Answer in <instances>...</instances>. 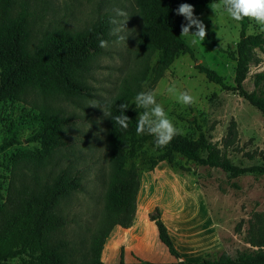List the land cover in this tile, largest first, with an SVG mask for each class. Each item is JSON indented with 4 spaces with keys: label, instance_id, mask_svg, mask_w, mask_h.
I'll return each instance as SVG.
<instances>
[{
    "label": "rangeland",
    "instance_id": "obj_1",
    "mask_svg": "<svg viewBox=\"0 0 264 264\" xmlns=\"http://www.w3.org/2000/svg\"><path fill=\"white\" fill-rule=\"evenodd\" d=\"M28 1L38 12L36 30L40 35L56 28L84 31L106 17L113 38L105 40L109 46L101 48L94 57L95 68L85 79L91 88L90 96L45 97L30 90L20 100L0 101V145L14 140L12 146L0 153V209L11 187L51 182L61 170L68 175L79 171L81 189L60 197L58 213L68 220L62 232L68 242L64 250L68 264H92V238L110 204L106 196L112 170L109 138L115 122L105 116L103 109L110 113V105L124 81L142 70L145 57L138 46L144 21L140 0ZM213 2L193 5L194 14L216 32L220 45L235 48L241 26L222 10L214 12L210 6ZM117 10L127 15H117ZM190 31H196L195 27ZM247 34H262L264 38V31L253 20ZM120 36L126 40H120ZM190 46L198 61L189 54H181L158 80L151 69L142 83V92L156 93L157 102L182 131L175 137L180 143L197 140L203 132L233 163L242 167L264 165L263 114L238 91L211 82L197 68L202 63L223 76L226 86H234L236 61L216 49L207 37L202 44ZM159 56L156 52L150 58L151 68L157 65ZM259 73L264 74V44L252 50V63L244 81L248 92L255 89ZM172 85L188 92L195 102L189 106L178 103L167 92ZM92 103L99 106H88ZM43 109L70 117L71 121L65 130L67 144L40 162L38 151L42 144L31 141V137L43 124ZM131 109L138 115L144 111L137 109L134 101ZM152 140L149 137L129 153L128 165L134 163L139 170L140 202L153 193L151 204L142 205L137 197L135 217H143L148 205L162 204L163 220L184 261L198 262L206 256L222 254L235 257L241 251L254 249L247 241L264 228V176L246 173L233 177L221 168L202 165L180 154H175L172 162L162 161L151 169V158L160 154ZM147 232L150 236L151 231ZM157 240L166 252L165 256L157 250L161 263L176 262ZM138 252L141 258L148 257L144 249ZM23 258L2 264H23Z\"/></svg>",
    "mask_w": 264,
    "mask_h": 264
},
{
    "label": "trees",
    "instance_id": "obj_2",
    "mask_svg": "<svg viewBox=\"0 0 264 264\" xmlns=\"http://www.w3.org/2000/svg\"><path fill=\"white\" fill-rule=\"evenodd\" d=\"M209 1L211 0H140L144 27L138 47L141 56L145 58L142 70L124 81L110 105L111 117H115L121 114L119 105L128 104L124 114L130 120L127 130L115 124L109 138L112 170L106 196L110 204L106 217L92 238V264H264V228L247 241L254 249L241 251L235 257L222 254L219 257L206 256L198 262L180 260L181 255L163 220L160 207H155L148 216L157 227L160 241L177 259L176 262L139 260L135 263H106L101 259L112 230L116 226L129 228L133 224L140 178L136 165H128L129 153L152 137L136 134L138 114L131 109V105L135 96L142 92V83L150 71L156 73L158 80L174 60L185 53L198 61L194 50L181 36V25L186 21L183 16L176 14V10L182 3L204 5ZM38 17V12L32 9L28 0H0V101L20 100L30 90L45 97L90 96L91 88L85 79L95 68L93 59L101 52L100 41L113 38L108 32V18L102 17L84 31L70 32L56 28L40 35L36 30ZM238 23L241 33L235 48L220 45L216 32L206 26V37L212 45L236 61L235 85L226 86L223 76L202 63H198L197 68L211 82L238 91L264 116V74L256 75L255 89L252 92L244 87L252 63V50L261 47L264 38L262 34H247L249 19ZM156 52L160 53L159 60L151 68L150 58ZM42 116L43 124L31 137V141L42 144V149L38 151L40 162L47 160L56 149L67 144L65 130L71 121L70 117H61L47 109L42 110ZM152 139L154 143V137ZM13 143L14 140L3 142L0 153ZM157 149L160 154L151 158V169L162 161L172 162L174 155L180 154L202 165L221 168L233 177L246 173H260L264 176V165L242 167L233 163L221 154L203 132L197 140L190 143H180L174 138L166 147ZM79 173L75 171L68 175L66 170H61L51 182L31 183L23 188L9 189L0 209V264L19 256L29 258H23V264H68L64 254L68 242L62 236L68 220L58 213V206L64 193L81 189Z\"/></svg>",
    "mask_w": 264,
    "mask_h": 264
},
{
    "label": "clouds",
    "instance_id": "obj_3",
    "mask_svg": "<svg viewBox=\"0 0 264 264\" xmlns=\"http://www.w3.org/2000/svg\"><path fill=\"white\" fill-rule=\"evenodd\" d=\"M214 12L222 10L236 22H241L244 19L253 20L260 26L261 31H264V0H215L211 5ZM176 14L183 16L186 23L181 25V36L186 37L192 46L202 44L205 40L207 31L205 24L194 14V7L189 3H182L176 10ZM117 15L126 16L123 11L117 10ZM128 20V19H127ZM115 23V21H113ZM195 27L196 31L191 32L190 29ZM116 31H120L117 29ZM120 40H126V37L120 36ZM101 48H107L108 42L100 41ZM167 92L173 95L177 102L189 106L195 102V98L188 92L179 91L174 85L167 88ZM134 104L137 109H144L137 117L136 134L143 136L145 134L154 137L155 146L166 147L177 135L182 134L181 129H178L173 121L168 117L162 104L156 100L154 91H146L138 93L134 98ZM88 106H99L97 103L89 104ZM129 107L128 104L122 103L119 105L121 114L111 117L110 113L103 112L106 117H110L115 124L122 129H128L130 118L125 115V110Z\"/></svg>",
    "mask_w": 264,
    "mask_h": 264
},
{
    "label": "crops",
    "instance_id": "obj_4",
    "mask_svg": "<svg viewBox=\"0 0 264 264\" xmlns=\"http://www.w3.org/2000/svg\"><path fill=\"white\" fill-rule=\"evenodd\" d=\"M152 195L153 193L149 194L141 202L139 196L138 203L142 205L143 203L151 204L150 199L153 197ZM157 206L163 209L164 219L165 207H162V204L155 203L147 206V213L143 217H134L135 219L133 220L131 227L123 228L121 226H116L112 230L102 251V260L104 262L119 263L120 261H123L125 263H135L139 260H148L151 262L162 261L159 257L160 253L166 256V252L164 248L158 244L157 239H159V235L157 227L148 216L151 210ZM147 229L151 231L150 236L148 235ZM141 249H144L145 252L148 253V257L141 258V256H139L138 251ZM157 250L160 253H157Z\"/></svg>",
    "mask_w": 264,
    "mask_h": 264
},
{
    "label": "water",
    "instance_id": "obj_5",
    "mask_svg": "<svg viewBox=\"0 0 264 264\" xmlns=\"http://www.w3.org/2000/svg\"><path fill=\"white\" fill-rule=\"evenodd\" d=\"M180 260H182V259H180Z\"/></svg>",
    "mask_w": 264,
    "mask_h": 264
}]
</instances>
